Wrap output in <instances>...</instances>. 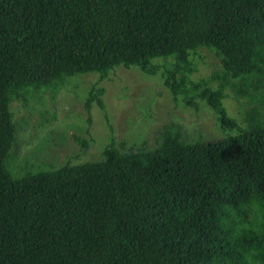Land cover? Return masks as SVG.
Masks as SVG:
<instances>
[{"label": "trees", "instance_id": "1", "mask_svg": "<svg viewBox=\"0 0 264 264\" xmlns=\"http://www.w3.org/2000/svg\"><path fill=\"white\" fill-rule=\"evenodd\" d=\"M198 47L220 69L193 80ZM117 64L162 66L174 98L236 131L189 140L169 121L154 147L110 136L98 159L14 175L10 102ZM227 87L255 99L244 124ZM0 264H264V0H0Z\"/></svg>", "mask_w": 264, "mask_h": 264}, {"label": "rangeland", "instance_id": "2", "mask_svg": "<svg viewBox=\"0 0 264 264\" xmlns=\"http://www.w3.org/2000/svg\"><path fill=\"white\" fill-rule=\"evenodd\" d=\"M196 80L220 69L219 57L207 47L190 53ZM161 62L162 58H155ZM163 68L146 73L137 65L117 64L104 77L98 72L66 76L57 89H45L29 95L26 101L14 99L9 104L16 126L11 146L10 169L14 175L47 164L59 166L98 159L110 136L122 150L145 144L154 147L158 129L166 122L181 125L185 139L207 140L233 133L236 128L220 127L213 108L199 97L197 106L186 104L183 95L174 98L163 84ZM217 80L213 81L215 84ZM102 88L95 99L86 101L89 90ZM222 103L227 113L244 124V114L254 98L236 97L229 87Z\"/></svg>", "mask_w": 264, "mask_h": 264}]
</instances>
